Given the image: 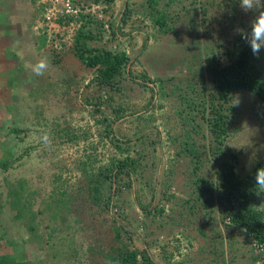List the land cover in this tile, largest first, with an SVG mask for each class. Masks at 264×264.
Segmentation results:
<instances>
[{"label": "rangeland", "instance_id": "374dc122", "mask_svg": "<svg viewBox=\"0 0 264 264\" xmlns=\"http://www.w3.org/2000/svg\"><path fill=\"white\" fill-rule=\"evenodd\" d=\"M12 1L22 4L16 8L19 13L24 5L27 15H34L37 29L43 28L41 10L48 0ZM79 1L80 8L91 16L90 27L96 30L98 23L105 25L106 45L124 49L131 57L132 74L126 72L121 89L114 92L128 111L113 126L116 136L128 139L131 156L141 154V159L138 172L131 176L132 187L115 195L109 208L85 199V170L98 171L119 155L109 142L105 124L98 122L100 113L86 103L95 92L91 80L96 69L80 62L71 48L64 47L57 55L47 47L42 49L38 58L48 57L49 70L43 76L30 71L29 84L18 85L27 93L25 100L15 102L16 115L6 121L11 127H5L6 132L1 134L8 146L2 153L13 160L9 175L21 176L27 181L28 191L35 192L32 213L26 211L20 218L27 226L24 240L33 244L34 264H113L110 255L122 243L146 250L158 264H253L254 253L251 257L243 233L226 231V237L234 238L236 253L229 242L223 247L220 231L224 234L225 227L218 202L213 210L204 204L207 193L200 197L205 184L197 182L198 177L217 184L220 161L208 150L198 163L180 151L185 131L199 146L204 143L209 148L214 143L208 103L201 105L213 88L207 57L213 51L224 57L225 50L234 48L237 29L250 30L255 13L243 11L239 4L233 30L232 15L219 6V0H177L169 6L170 22L175 28L164 34L151 18L142 19L134 13L128 22L123 21L127 3L142 13L146 11V0ZM167 2L161 0L160 5ZM260 55L264 72V49ZM194 67L204 77L193 74ZM159 77L165 79L164 86ZM189 81L196 90L189 89ZM163 90L167 95L162 99ZM185 97L195 106L183 103ZM231 103L235 111L228 145L238 150L237 168L241 176H246L264 157V110L243 91L234 94ZM181 106L185 108L180 110ZM177 123L185 127L173 129ZM235 127L240 130L235 132ZM72 136H78L76 141L69 138ZM21 152L25 155L17 161ZM195 165L199 166L197 172ZM256 203H264V193ZM58 205L60 209H56ZM7 208L12 211L13 207ZM27 223L36 230L32 231ZM117 227H126L132 241L125 231L118 240ZM0 230L3 240L5 235L12 236L4 226Z\"/></svg>", "mask_w": 264, "mask_h": 264}, {"label": "trees", "instance_id": "16d2710c", "mask_svg": "<svg viewBox=\"0 0 264 264\" xmlns=\"http://www.w3.org/2000/svg\"><path fill=\"white\" fill-rule=\"evenodd\" d=\"M176 2L177 0H168L167 3L160 5L161 0H146L144 4L146 11L142 10V13L138 12L141 10L131 8L127 3L123 21L128 22L132 18V14L138 15L142 19L151 18L159 31L168 34L175 28L170 22L172 16L169 6ZM79 3L80 1L76 0V5L79 8L78 14L66 15L58 20L59 24L65 26L75 24L76 28L73 32L70 27H67L62 32L55 34L50 32L49 27L43 25L45 33L41 36V40L43 45H46L47 49L51 50L55 55L63 53L62 49L64 47L73 49L74 55L80 62L86 67L96 69V75L91 80L96 87L95 92L93 96L86 100V103L94 106L96 111L100 113L102 118L98 122L105 124L109 142L117 148L119 155L110 158L108 164L100 167L98 171L96 170L97 172L93 169L89 171L85 170L84 175L88 179V184L86 193L83 195L93 205L109 208L111 200L115 195H119L122 190L132 187L131 176L132 173L138 172L139 161L141 159V154L135 158L131 156V146L128 145V139L125 141L116 136L113 126L115 122L124 119L128 111V106L116 100L114 92L121 89V78L124 74L126 72L130 75L132 74L129 68L131 57L124 49L116 50L106 45L107 41L103 38L105 25L98 23L100 27L98 28L97 26L96 30L90 27L91 16L86 13L85 9L82 10L80 8ZM49 4L50 1L48 0V3L42 6L41 11L44 12ZM218 4L220 7H223L226 13L232 15V26L230 25V29L233 28L234 30L236 26L235 17L238 18L234 14L236 12L235 8L239 5V0H219ZM112 34L113 37H116L113 25ZM61 40L63 41L60 44ZM68 44L71 46H68ZM223 54L224 57L222 53L213 51L212 56L207 57V69L210 72L213 88L208 98H203L204 102L201 104L208 103L211 114L208 122L212 133L213 141L211 142L214 143L212 145L210 143L209 148H206L204 143L199 146L189 139L188 131H185V134L182 131L184 134L182 136H185V139L181 140L184 143L181 145L180 152L190 155L191 159L196 161V163L199 162L201 155L206 153L207 150L208 153L213 152L215 154L214 157L218 162L220 161L219 168L216 171L217 184L213 185V182H210V180L198 177L197 182L200 181L205 184V192H201L200 197H202L203 193H207V197L205 196L204 198V204L213 210L218 202L225 227L223 228L224 234L220 231L223 247L229 242L232 252H235L232 241L234 238L226 237V231L233 232V234L238 233L239 235L243 233L247 237L246 243L250 244L251 257L252 253H254L252 257L253 264H262L264 263V203L257 204L256 200L264 192L260 194L256 193L254 177L256 170L264 167V157L248 175L241 176L237 168L240 163V154L237 152L238 150H234L228 145L233 128L232 121L235 108L231 100L234 94L241 91L247 93L253 98L260 110H264V72L260 61L261 55H253L249 44L241 38L239 33L237 34L234 48L225 50ZM54 59L58 61L57 56ZM194 73L201 74V70L194 67ZM201 76L204 77L203 74ZM158 80L164 86L165 79L159 77ZM187 84L189 89L196 90L195 84L190 81ZM201 84L202 86L205 85V81ZM91 86L89 85L88 88ZM177 88H180V86ZM166 95L167 93L163 90L161 98L163 99ZM182 102L189 105L190 108L195 106L186 97L183 98ZM182 106L180 110L185 108ZM178 125L183 124L177 123L172 128L176 129L179 127ZM183 126L185 127V125ZM233 130L237 132L240 129L235 127ZM14 131L20 132L22 130L14 128ZM77 137L72 136L69 138L76 141ZM186 139L188 141H185ZM153 149H155V145ZM24 155L21 152V154L16 156V160H21ZM10 162H13V160L2 161L0 167L8 171L10 169ZM195 166L194 171L197 172L199 166ZM124 178H128V180ZM116 183L120 185L115 186ZM9 188L11 205L18 211V216L23 217L26 211L32 213V199L35 201V192L28 191L27 181L21 179L16 184H9ZM56 209H60L59 205ZM31 220H35L34 216L31 217ZM27 225L32 231L36 230L33 224L27 223ZM123 229L120 227L116 228V238L118 240L121 239L125 231V234L130 235V241H132L131 233L126 230V227ZM53 230L57 231L55 228ZM113 253L110 255V258L115 261L113 264H158L146 250L131 247L128 243H122L121 247L115 249ZM240 256L238 254V257ZM0 264L12 263L6 257H0Z\"/></svg>", "mask_w": 264, "mask_h": 264}, {"label": "crops", "instance_id": "0c3cea01", "mask_svg": "<svg viewBox=\"0 0 264 264\" xmlns=\"http://www.w3.org/2000/svg\"><path fill=\"white\" fill-rule=\"evenodd\" d=\"M21 5L12 0H0V163L12 160L2 153L8 146L1 134L6 132L5 127H11L6 121L16 115L13 112L15 102L25 100L27 93L18 85L29 84L31 70L28 65L35 63L38 53L46 47L41 40L45 33L43 28L37 29L34 15H27L24 5L20 13L17 11ZM8 171L0 167V228L4 226L12 236L5 235L7 238L3 240L4 233L0 230V257H6L12 264H34L33 244L24 240L27 226L17 210L7 208L12 207L9 184H16L22 177H11Z\"/></svg>", "mask_w": 264, "mask_h": 264}, {"label": "clouds", "instance_id": "9594fccd", "mask_svg": "<svg viewBox=\"0 0 264 264\" xmlns=\"http://www.w3.org/2000/svg\"><path fill=\"white\" fill-rule=\"evenodd\" d=\"M239 4L243 11L255 13L251 20L250 30L237 29V31L241 38L249 44L253 55L259 56L261 50L264 49V3L262 0H239ZM49 64L48 57L41 56L28 67L36 76H43L49 70ZM235 103H238V100ZM43 139L45 143L48 142L47 135ZM254 185L257 194L264 192V167L256 170Z\"/></svg>", "mask_w": 264, "mask_h": 264}, {"label": "built area", "instance_id": "2783aa9c", "mask_svg": "<svg viewBox=\"0 0 264 264\" xmlns=\"http://www.w3.org/2000/svg\"><path fill=\"white\" fill-rule=\"evenodd\" d=\"M50 4L43 12V24L49 27L50 32L59 33L64 28L70 27L72 32L75 30L76 25L70 24L68 26L61 25L58 20L63 16L76 15L79 12V8L76 5V0H49ZM264 264V263H262Z\"/></svg>", "mask_w": 264, "mask_h": 264}]
</instances>
